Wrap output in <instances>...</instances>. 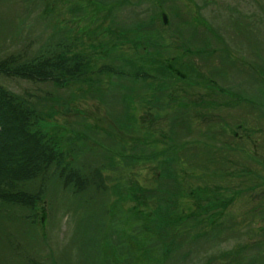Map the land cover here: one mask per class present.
Listing matches in <instances>:
<instances>
[{"label":"rangeland","instance_id":"1","mask_svg":"<svg viewBox=\"0 0 264 264\" xmlns=\"http://www.w3.org/2000/svg\"><path fill=\"white\" fill-rule=\"evenodd\" d=\"M97 1L0 0V54L24 46L30 55L29 51L48 46V38L65 29L70 36H75L79 56L89 60V71L97 70L102 63L114 70L128 69L125 61L116 57L131 58V54L133 59L144 57L137 63L141 61L148 66L150 60L145 56L153 54L157 56L152 69L155 73L178 67L188 72L184 63L192 59L196 68L190 81L204 73L225 94L211 91L202 82L195 87L194 83L189 85L186 76L179 78L175 74L174 80L168 83L155 74L152 79L132 83L141 91L128 98L130 114L124 115V108L116 110L118 115L113 119L106 103L86 91L95 87L88 79L80 83L85 93L79 95L76 90L79 86L55 90L48 82L33 83L0 75V84L14 93L30 92L52 98L45 101L43 108L45 112L51 110L47 119L53 126L48 132L62 139L63 145L67 137L81 131L87 133L85 141L91 150L99 151L106 145L110 148L103 158L93 156L92 161L87 154L93 153L86 152L82 155L85 161L72 162L74 167L82 162L90 163L88 175L97 185L105 187L106 193L100 189L103 187L89 184L88 192L78 194L82 198L91 195L89 198L93 199L85 202L81 197L71 198L57 184L55 189H49L50 195H44V201L36 204L35 222L30 225L37 237L34 241L21 240V250L28 252V261L23 257L21 264H174L171 254L187 253L188 237L193 235L188 233V219L179 220L189 210L199 211L197 219L201 222L193 227L194 231L219 220L222 229L230 222L229 229L236 230L235 235H220L214 246L205 248L225 251L228 247L233 249L237 242L248 245L241 263L247 254L264 253V216L246 213L249 208L264 207V184H260L264 178V0H152L156 32H147V25L153 22L151 11L145 10L149 0H143L139 6L129 3L132 0ZM117 2L122 3L117 7ZM127 28L133 30L134 36ZM145 32L160 34L153 40L165 48L157 53L154 43L147 47L146 41H153L145 39L142 35ZM186 44L188 53L182 55V46ZM203 55L214 56L203 64L200 61ZM212 65H217L214 77L210 75ZM90 75V79L102 78L97 83L101 90L109 85L108 78L124 86L129 83L109 70ZM149 81L152 82L149 86L164 88L154 94L163 96L158 104L154 95L147 94L150 88L143 89ZM33 100L35 103L37 99ZM210 100L217 105L205 103ZM177 107L183 112L186 110L187 118L173 124L170 118ZM183 123L193 130L192 135L181 134ZM196 131L205 136L213 131H225L224 135L206 139L214 145L209 150L208 165L188 164V148L174 152L173 162L163 165L159 164V157L141 163L111 152L148 155L151 146L159 149L169 143L198 138ZM93 171H98L99 176L90 174ZM52 192L55 194L51 196ZM221 194L223 207H203L205 202L219 200L217 197ZM100 200L106 207L103 225L91 224L90 230L80 233L82 228L76 222L86 213L92 215L94 207L96 214ZM119 207L123 212L116 211L114 221L113 210ZM13 209L16 214L23 212L17 206ZM130 214L132 217L126 219ZM165 220H170L169 225L163 223ZM7 221L10 228L19 224L17 218L16 222ZM99 229L104 232L98 234ZM7 239V234L1 235L0 262H20L17 249L8 246ZM19 241L17 238L15 244ZM129 241L135 242V250L124 248ZM166 250L170 258L159 261L164 257L162 251ZM89 254L93 259L86 258ZM137 257L142 261L136 260ZM184 260L188 264V255ZM213 262L234 264L222 257ZM189 264L196 263L190 260Z\"/></svg>","mask_w":264,"mask_h":264},{"label":"trees","instance_id":"2","mask_svg":"<svg viewBox=\"0 0 264 264\" xmlns=\"http://www.w3.org/2000/svg\"><path fill=\"white\" fill-rule=\"evenodd\" d=\"M95 1L98 2L97 0ZM142 1L143 0H132L129 1V3L135 6H139ZM148 2L150 5H146L147 7L145 8V10H148L149 12L151 11L150 15L153 18V22L147 25V27L149 28L147 32H151L154 30L156 32V27L153 25L156 19V17L153 15L155 8L154 2L152 0H149ZM120 3L122 2H117V7L120 6ZM145 10H141V12ZM127 31L133 34L132 29L127 28ZM147 32L143 33L142 35L145 37V39H151L153 41H146L147 47H149V44L154 43L153 47L157 50V53L158 51L165 48L164 45L157 44L159 42H154L153 40L154 38H157V36H160V34H155L154 36L148 33L149 35H147ZM53 38L56 39L55 42H52ZM46 43L48 44V46H40L34 51H29L28 53H30V55L27 54L28 50H26L24 46L14 51H7L0 54V75L12 78L16 77L31 81L33 83L48 82L55 90H60L61 88L70 90L72 88H75V86H79L76 89L77 94L79 95H84L85 93V89L80 87V83L83 80L84 82H86L88 79L94 83L93 85L95 87L93 90L86 91L106 103L108 114L113 119H115V116L118 115V111L123 108L124 110H122V112L124 113V115L130 114L128 98L138 94L141 91L137 89L138 86L134 87L132 83L139 82L147 78L152 79L154 78L155 74L161 75V77L163 78L162 80H165L168 83L174 80L175 74H177L179 78H184V76H186L188 77L189 85H193L194 83L193 86L195 87L199 82H202L206 85V87L208 86L211 91L217 90L219 93L225 94V91L219 85L215 84L214 79L208 78V76H206L204 73H202L198 79L195 77L193 81H190L189 77L193 72H195L193 71V68H196V64L193 63L192 59H188V64L184 63L186 66H188V72L178 67L177 70H163L165 73H155L153 70L156 65L155 58H157V56L155 57V55L153 54H146L145 56L150 60V65L148 66L142 65L141 61L137 63L138 60H142L144 57L133 59V54H131V58H124V56L116 57V59L118 60L125 61L128 69L116 68L114 70L106 66L107 64L102 63L98 66L97 70L95 69L89 71V60L84 58L82 59L79 56L80 54L76 52L75 49L77 44L75 41V36H70L65 31V29L64 32L58 31L57 33L53 34L48 38ZM166 47H168L167 44ZM182 49V55L188 53L187 44L186 47L182 46ZM148 50H151V48H149ZM194 55H188V57ZM213 56L214 55H211L210 57L204 55L200 56V61H202L204 64V61L206 59H209ZM182 64L181 66H184ZM148 67L151 69H147ZM102 70H109L111 71V73L118 75L123 80L127 82L129 81V83L127 84V86H124L119 84L120 81L110 80L108 78L106 83L109 82V85L107 84L106 89L101 90L102 87L98 88L97 83H100L102 78L95 76L96 78L90 79V74ZM216 73L217 65H212L210 75L214 77ZM150 84H152V82H147V85L143 88L145 90H149L148 87L150 88V90L147 92V94L150 96L157 93L158 90L164 89L161 85L149 86ZM34 97L37 99L35 103L33 100ZM161 97H163L161 94H156L153 96V99L158 104L159 98ZM51 99L52 98L48 95L38 96L33 95V93L30 92L17 94L0 84V240L1 235L7 234L8 239L5 240V243H8V246L10 245V247L17 249L16 256L20 260V262L12 261L7 264H15L16 262H18V264H21L23 263V261H21L23 260V257L26 259V261H28V257L26 258L28 252L25 250H21L20 242L23 239H28L30 241H34V239H36V231H34L35 229L31 228L30 225L32 223L34 224L36 218L34 214V208L39 201H44L45 194L50 195L49 189H55L56 185L58 184L60 186V189L68 192V195L71 198L81 197V200L85 202H87V199H93L89 198L91 195L83 198L82 196L78 195H82L85 192L86 188L89 187V184L93 185L96 188H98L97 186H99L96 184L97 181L94 182L92 177L88 175V167L91 166V164L82 162L81 164H79V166L74 167L72 165L73 160L77 161V159H80L79 161H77L79 163L81 161H85V159L82 158V155H86L87 152L93 153L87 155L92 161H94V159L91 157L101 156L103 158L107 155V148L108 151H110V148L107 145L105 146V149L102 148L99 151H97L96 149L91 150L90 146L87 145L85 141L86 139H88V135L86 132L78 131V133H76L74 137H67L65 139L67 141L65 145H63L62 139H59V137L56 136L55 133H49L48 131L53 126V123L51 121H48L47 115L51 110L48 109L45 112L43 108L46 106L45 101H49ZM200 100L202 101L201 98ZM163 101L164 100L160 102L163 103ZM205 103L217 105L216 102L211 100ZM179 104L181 106H185L184 102L180 101ZM157 108L161 109L160 106H157ZM154 109L155 111H157L156 108ZM174 111L175 112H173L170 118L173 124L177 123V120L180 121V119L185 120L187 118L186 110H184L183 112V109L177 107V109H174ZM182 127H180L182 128V135L193 134V130H190L189 127L187 128L184 123L182 124ZM220 128L221 130L224 129L223 126ZM213 132L210 134V136H205L204 134L196 131L195 134L199 135L198 138L188 139V141L183 140V142L181 143H169L167 146L159 149L156 148V146H151V149L149 150L150 154L148 155L137 153L121 154L115 150H111V152L116 153L120 156H126L135 161L139 160L141 161V163L150 160H156L159 157L157 160H159L160 165H163L166 162H170V160L173 162L175 157L174 152L177 153L181 149L186 150V148H188V164L191 165L197 162L199 164L208 165L210 161L209 150H211L214 145L206 141V139L214 138L215 135H224L225 131H221L219 133ZM232 135H235V133ZM201 137H203V139ZM187 144L188 147L184 148V146H186ZM83 147L85 148L83 149ZM176 157H178L177 154ZM180 160L183 159L180 158ZM85 166L87 167L86 172L84 170ZM159 173L161 172L159 171ZM238 173H240V171ZM90 174H96V176H99L98 171H93ZM252 174L254 175V173ZM260 184H264V178L261 179ZM255 185L257 184H253L251 186ZM100 189L103 190L104 193H106L105 187ZM246 189L248 190V188ZM88 191L89 189L86 190V192ZM55 192H52L51 196L52 194L54 195ZM217 198H219V200L217 199L216 201L205 202L203 204V207L213 209L218 206H220V208L223 207L225 204L224 202H221L223 200L222 194ZM14 206L19 207L23 210V212L20 214H16L13 211ZM94 211L95 207L93 209L92 215L86 213L76 222L77 225L82 228L80 229V233H84V231L87 232L88 230H90V226H92L91 224H95V226L103 225L102 217L106 212L104 201H98L96 214ZM116 211L123 212L120 207L114 208V221ZM190 211L191 210L188 211L187 216L183 215L179 219L180 221L183 219H188V233H193L191 237H188V252L171 254L170 257L174 258V264H187L184 260L186 259L187 255L188 264L190 260L191 263L193 262L196 264H216L213 262V260L221 257L224 259H228V261L234 264H264V253L257 252L253 255L247 254V259H244L243 263H241L243 253L247 251L248 245H242L238 242L236 243V246H233V249L231 247H228L225 251H221L220 248H218L217 250H212V248H205L207 246H214L213 243H215L216 240H220V235L225 237H227V235H229L230 237L231 234L235 235L236 230L229 229L230 222H227L225 228L222 229L223 227L221 226V220H219L213 221L208 227L200 226L198 227V230L194 231L193 227L198 226L201 220L197 219V214L199 213L198 210L192 212ZM246 213L251 216H264V207L258 210L252 207L249 208ZM130 217H132L131 214L126 219ZM16 218L17 221H19V224L15 228H10V224H8L9 221L7 220L12 221V219H14V222H16ZM192 219H195L198 223H196V221L194 223ZM163 223L169 225L170 220H165V222ZM222 223L224 224L225 221H223ZM97 232L99 234L101 232H104V230L99 229L97 230ZM134 236L136 238L138 237L137 235ZM17 238H20V241L15 244ZM12 242H14V244ZM134 245V241H129V243H125L124 248L133 249L135 247ZM161 245L164 246L162 243ZM165 249L168 250V247L165 246ZM167 250L162 251L164 257L159 259V261H164L170 258L167 256L169 254ZM86 256L87 259H93L94 257L91 256V254ZM143 258H145V255L143 256ZM29 259V261H32L30 257ZM141 259L137 257L136 260L140 261ZM0 264L6 263L0 262Z\"/></svg>","mask_w":264,"mask_h":264}]
</instances>
